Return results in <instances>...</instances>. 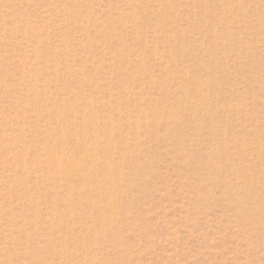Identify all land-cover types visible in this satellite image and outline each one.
Returning <instances> with one entry per match:
<instances>
[{"label":"rangeland","instance_id":"rangeland-1","mask_svg":"<svg viewBox=\"0 0 264 264\" xmlns=\"http://www.w3.org/2000/svg\"><path fill=\"white\" fill-rule=\"evenodd\" d=\"M0 264H264V0H0Z\"/></svg>","mask_w":264,"mask_h":264}]
</instances>
